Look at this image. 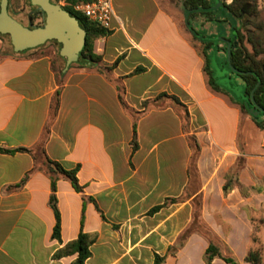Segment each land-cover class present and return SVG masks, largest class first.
I'll list each match as a JSON object with an SVG mask.
<instances>
[{
    "label": "crops",
    "instance_id": "obj_1",
    "mask_svg": "<svg viewBox=\"0 0 264 264\" xmlns=\"http://www.w3.org/2000/svg\"><path fill=\"white\" fill-rule=\"evenodd\" d=\"M112 7L109 34L93 42L98 67L74 63L64 71L65 60L52 47L8 52L0 37V264H72L76 255H53L81 231L95 238L85 264H153L155 254L165 257L162 264H204L208 242L195 233L174 255L167 253L191 224L195 199L201 223L227 255L249 264L248 251L264 245V132L258 130L249 149L243 113L228 93L209 85L203 46L187 30L181 7L171 11L161 0H112ZM222 58L216 55L219 63ZM162 93L178 98L187 119L168 100L144 112L143 102ZM42 142L51 161L65 170L78 167L83 190L76 193L64 179L56 183L59 239L52 237L50 179L41 161L1 152L36 154ZM241 157L240 184L255 187L253 175L262 190L225 196L226 175ZM27 175L23 186L9 189ZM83 196L93 201L84 203ZM167 199L183 201L149 213Z\"/></svg>",
    "mask_w": 264,
    "mask_h": 264
},
{
    "label": "trees",
    "instance_id": "obj_2",
    "mask_svg": "<svg viewBox=\"0 0 264 264\" xmlns=\"http://www.w3.org/2000/svg\"><path fill=\"white\" fill-rule=\"evenodd\" d=\"M89 0H64L66 3L65 6L61 8L70 14L72 17L77 19L80 24V27L86 32V42L83 47L80 56L92 66H99L102 63L101 57L93 53V42L96 39L105 37L109 34V31L104 30L103 28L89 22L82 15L74 12L69 5L77 4L79 2H87ZM220 1V0H219ZM222 4L220 7L217 6L215 0H181L180 7L185 16V26L187 30L191 33L194 40L198 41L203 46V57H204V71L209 78V85L216 91H223L228 93L234 104L240 107V110L243 114H246L250 117L253 124L260 132H264V113H261L258 117H253L247 112L246 103L235 97L234 94L229 92L224 88H221L217 85L214 80V71L211 67V61H213L217 68L226 70L224 78L229 82L230 87L240 86V92L249 98L252 93L254 102L257 106L264 109V47H262L258 39H254L252 35H248L245 39L241 33V26L239 20L241 19V10L248 4H253V13H256V3L257 0H231L230 3L220 1ZM57 4V3H54ZM200 19L199 24L195 22L196 19ZM0 37H7L0 35ZM220 37L231 43V53H230V64L231 66L240 72L251 74L238 75L231 72L227 64L226 44L215 41L214 39ZM57 48L56 56L57 58L64 60L59 57L58 51L60 50V45L54 41ZM48 43V42H47ZM248 43L251 46V52L247 49L246 44ZM222 55V62L219 63L216 59V55ZM115 67V64L112 66H106L105 69L112 70ZM141 69H137L133 74L141 72ZM259 80V85L256 87ZM256 87V88H255ZM255 88V89H254ZM58 97L59 91L56 92L53 101V107L51 110L50 121L54 119L58 108ZM119 100L121 105L128 109L126 104L123 101V97L120 94ZM168 100L171 104L182 110L184 112L185 119H187L186 107L178 100L175 96H169L165 93L159 94L153 99L146 100L143 102L144 112L151 109L162 108V102ZM250 107H252L250 100L248 101ZM48 134V127L46 128L45 135ZM193 140L194 156L192 161L194 162L199 147L196 141ZM132 153H134L137 148V134L135 125L133 126V134L131 140ZM1 152L5 154H15V153H29L33 156L35 160L41 161L43 166V171L50 179V189L51 194L49 196V207L51 208L54 218L55 225L53 228L52 237L54 239H59L60 233V214L57 208V199H56V183L59 179H64L70 183L72 188L76 193H83L82 187L79 185L76 174L78 172V167L73 170H65L57 162L51 161L45 155L43 149V142L39 146V151L35 154L30 149L17 148L12 150L1 149ZM244 158H237L235 165L231 167L226 175V182L223 185V194L226 196L232 190L237 189L244 198H247L251 193H260L261 188L259 186V181L251 175L256 186L253 188H245L239 182V174L241 170L245 169ZM28 175L18 184L11 186L10 190L19 189L24 185ZM93 201L90 198L83 196V202ZM182 199H167L163 205L153 208L149 213L154 214L159 211L161 208L166 207L167 205L175 204L182 202ZM193 204L196 206L193 212V218L191 224L188 228L181 233L177 241L167 249V253L174 255L179 249H181L186 243L187 239L192 234H198L205 238L208 242V246L203 255L204 264H211L214 259H221L226 264H239L237 260L227 255V249L225 246L215 237V235L208 230L200 221L199 215V201L195 199ZM83 221V216L81 218ZM81 221V224H82ZM256 233V229L255 232ZM95 238L89 236L82 231L79 233L77 239L66 244L62 249L58 250L53 257L55 259H61L65 257H70L76 255V259L72 264H85L87 259L91 256L90 246L94 243ZM253 243L256 241L253 238ZM165 257H160L159 255H154L153 264H162ZM245 262L249 264H262V257L259 249H250L245 257Z\"/></svg>",
    "mask_w": 264,
    "mask_h": 264
},
{
    "label": "water",
    "instance_id": "obj_3",
    "mask_svg": "<svg viewBox=\"0 0 264 264\" xmlns=\"http://www.w3.org/2000/svg\"><path fill=\"white\" fill-rule=\"evenodd\" d=\"M29 1L32 6L38 7L44 14L45 21L42 27H24L8 15L7 8L9 0H0V35L9 37L13 52L21 53L27 50L38 48L47 42L54 41L60 45L58 55L65 60L64 71H66L68 67L74 63L90 66L91 64L80 56V53L85 46L86 32L80 27L77 19L64 11L59 4H52L49 2V0ZM215 1L217 6L220 7L222 3L219 0ZM214 40L226 44L227 64L231 72L238 75L251 74L250 72H240L231 66L230 42L220 37H217ZM214 70L218 71L216 65ZM258 85L259 80L256 87H258ZM226 88L229 90V92L234 94V96L246 103L247 112L251 116L258 117L261 113H264V109L255 104L252 93L250 94L249 98H247L240 91H237L236 88L234 89L230 87L229 82L228 85H226ZM249 100L252 107H250L248 103Z\"/></svg>",
    "mask_w": 264,
    "mask_h": 264
},
{
    "label": "rangeland",
    "instance_id": "obj_4",
    "mask_svg": "<svg viewBox=\"0 0 264 264\" xmlns=\"http://www.w3.org/2000/svg\"><path fill=\"white\" fill-rule=\"evenodd\" d=\"M220 1H224L226 3L231 2V0H220ZM161 2L165 6H167L169 10L178 11L179 10L178 8L180 7L181 0H161ZM24 3H26V0H10V5L12 7V10L17 11V12H18V10H20V8H22ZM27 3H28V1H27ZM59 5L61 6V2L59 3ZM21 19L23 20L25 25H30L29 22L27 21L26 17H23V18L21 17ZM40 23H41L40 17L35 16L33 21H32L33 28H34V26H37ZM239 24L242 25L241 26V33L245 39L250 34V35H252V37L254 39H258L260 41L262 47H264V0H257L256 13H253V4H251V3L246 4L241 10V19L239 20ZM3 41L5 43V47H6L7 51L11 52L12 47L10 45V40L7 37H3ZM245 44H246L247 49L251 52V46L248 43H245ZM44 45L50 49L52 47L55 51H57L58 47L52 42H48ZM44 45H42V46H44ZM262 58H264V56H262ZM215 65H214V62L211 61V67H212V70L214 71V80L216 81V83H220L221 85L226 87V85H228V82H227L226 78L223 77L226 74V70L220 69V68H218V71L214 70ZM232 88H234V89L236 88L237 91H240V86H236V87H232ZM244 120L246 121V124H244L245 123ZM242 122L244 124L243 132H247L248 137L251 140V142L249 143V145H250L249 149H254L256 147L258 129L253 124L250 117H248L246 114H243ZM253 238L257 242V234L254 233ZM262 239H264V234H262ZM262 242H264V240H262ZM255 247H256V244H255ZM259 251H260L261 257H262V264H264V245L261 246V249H259Z\"/></svg>",
    "mask_w": 264,
    "mask_h": 264
},
{
    "label": "built area",
    "instance_id": "obj_5",
    "mask_svg": "<svg viewBox=\"0 0 264 264\" xmlns=\"http://www.w3.org/2000/svg\"><path fill=\"white\" fill-rule=\"evenodd\" d=\"M65 5V2H61V7ZM69 6L89 22L107 31L111 29V22L114 19L112 0H89Z\"/></svg>",
    "mask_w": 264,
    "mask_h": 264
},
{
    "label": "flooded vegetation",
    "instance_id": "obj_6",
    "mask_svg": "<svg viewBox=\"0 0 264 264\" xmlns=\"http://www.w3.org/2000/svg\"><path fill=\"white\" fill-rule=\"evenodd\" d=\"M27 1H28V3H27ZM49 2L52 3V4H54V3L59 4L60 2H64V0H49ZM7 11H8V15L12 19L17 21L18 23H20L24 27L33 28L32 21H33L35 16H39L40 17L41 23L39 25H37V26H34V28H39V27H42L44 25V21H45L44 14L42 13V11L38 7L32 6L30 4L29 0H26V3H24L22 8H20V10H18V12L12 10V7L10 5V0H9ZM21 17L22 18L26 17V19H27V21L29 22L30 25H25L23 20L21 19Z\"/></svg>",
    "mask_w": 264,
    "mask_h": 264
}]
</instances>
